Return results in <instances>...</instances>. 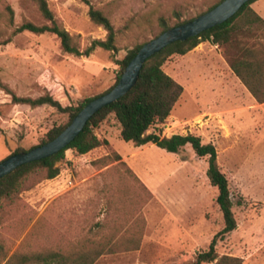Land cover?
Returning a JSON list of instances; mask_svg holds the SVG:
<instances>
[{
	"label": "rangeland",
	"instance_id": "374dc122",
	"mask_svg": "<svg viewBox=\"0 0 264 264\" xmlns=\"http://www.w3.org/2000/svg\"><path fill=\"white\" fill-rule=\"evenodd\" d=\"M89 1L116 28L117 51L97 47L88 56H75L62 50L53 33H13L25 19L48 21L31 0H0V79L16 95L49 92L62 97L67 90L74 102L99 95L115 83L117 61L160 32L159 17L172 26L218 0ZM48 4L65 29L78 36L82 49L93 38L105 37L83 0ZM253 4L264 14V0ZM256 26L253 36L238 38L263 43L264 24ZM195 50L173 54L163 64L183 92L162 124V134L192 133L215 145L234 200L243 196L242 204L233 206L237 227L217 241L216 251L242 258L241 264H264V104H238L234 93L219 84L217 71L229 63L218 45L209 42ZM66 121L48 105L13 103L0 89V160L17 148L38 145L54 123ZM94 131L105 143L84 156L67 150L60 164L62 177L74 181L71 188L44 179L4 204V249L11 254L101 248L103 254L94 264H193L197 252L206 250L224 225L217 188L206 175L207 158L196 156L189 144L169 152L125 141L112 114ZM115 153L121 160L112 161ZM60 198L64 201L59 205Z\"/></svg>",
	"mask_w": 264,
	"mask_h": 264
},
{
	"label": "trees",
	"instance_id": "16d2710c",
	"mask_svg": "<svg viewBox=\"0 0 264 264\" xmlns=\"http://www.w3.org/2000/svg\"><path fill=\"white\" fill-rule=\"evenodd\" d=\"M31 1L37 6L40 14L48 23L36 24L25 19L15 26L13 33L22 31H30L36 34L53 33L59 38L62 50L75 56H88L97 47L113 52L117 51L116 28L110 18L101 9L95 8L89 0H83L89 5V17L94 23L103 27L106 35L104 38H93L84 49L80 46L78 36L71 34L55 17L49 7L48 0ZM220 1L222 0H218L207 10ZM254 1L256 0L246 2L232 17L221 24L204 30L196 36L172 42L150 56L144 62L135 84L116 101L97 111L89 119L83 130L64 149L40 160L22 164L12 172L2 176L0 178V211L5 203L11 204L17 200L22 191L31 189L41 180L56 177L61 171L60 164L66 159L65 152L67 150L82 155L100 146L104 140L97 136L94 129L108 115L112 114L119 123V136L125 141H131L136 146L150 143L169 152H178L189 144L196 156L207 158L206 175L209 183L217 188L216 203L222 214L224 225L213 236L208 248L197 252L193 264L205 262L241 264L242 258L238 256L229 254L219 256L216 251V243L236 229L237 220L233 206L234 204H242L243 196H239L234 200L230 181L219 166L217 149L212 142L205 143L199 135L192 133H174L170 136L162 134V124L171 114L175 103L183 92L182 85L164 71L163 64L173 54H186L199 43L209 41L221 48L222 55L228 61L230 68L255 100L259 103L264 102V42H247L238 38L239 35L243 37L253 36L255 25H257V29H260L259 26L264 24V18L251 7ZM158 21L161 27L160 32L170 27L165 18L159 17ZM144 42L130 48L125 56L117 61L120 68L115 77V83L118 81L127 62L136 54ZM114 84L106 91L111 89ZM0 89L10 94L13 103H25L32 108L48 105L67 117V121L64 123H54L46 131L45 139L39 144L47 142L60 133L80 108L95 97L92 96L80 102H74L67 90H64L62 97H56L49 92L37 97L18 96L1 79ZM23 150L26 149L17 148L12 153ZM106 158H108V155L101 159ZM118 160H121V157L118 153H115L112 161ZM121 163L125 164L123 161ZM102 254L103 250L101 248H90L69 253L43 249L30 253L13 252L8 254L3 244L0 243V264H94Z\"/></svg>",
	"mask_w": 264,
	"mask_h": 264
},
{
	"label": "water",
	"instance_id": "95a60500",
	"mask_svg": "<svg viewBox=\"0 0 264 264\" xmlns=\"http://www.w3.org/2000/svg\"><path fill=\"white\" fill-rule=\"evenodd\" d=\"M249 0H222L194 18L172 25L145 41L127 62L118 81L108 91L85 103L54 138L30 149L14 152L0 160V178L22 164L54 155L64 149L83 130L89 119L102 107L123 96L136 82L144 62L168 44L198 35L232 17Z\"/></svg>",
	"mask_w": 264,
	"mask_h": 264
},
{
	"label": "crops",
	"instance_id": "0c3cea01",
	"mask_svg": "<svg viewBox=\"0 0 264 264\" xmlns=\"http://www.w3.org/2000/svg\"><path fill=\"white\" fill-rule=\"evenodd\" d=\"M255 2V1H254ZM251 7L255 10L254 4H251ZM256 11V10H255ZM260 16L264 17V14L260 11H256ZM209 43V41H203L199 43L194 49L195 51H199L201 47H204ZM201 54V53H200ZM221 55V54H220ZM217 79L219 81V84L223 87L226 88L227 91L229 90L230 92H233L235 95L236 102L238 104H243L244 102H252L255 101L257 105H262L264 102L259 103L255 100V98L251 95V93L248 91L246 86L240 81V79L236 76V74L232 71L230 66L228 65L227 68L225 69H219L217 71ZM88 153V152H87ZM82 154V156L86 155ZM68 180H71L72 185H68L67 182ZM46 182L49 183H57L56 185L63 187V189H69L73 186L74 181L73 179L66 175L65 177H62V171L54 178L46 180ZM57 201V204H61V201H64V198H60ZM58 205V206H59Z\"/></svg>",
	"mask_w": 264,
	"mask_h": 264
},
{
	"label": "built area",
	"instance_id": "2783aa9c",
	"mask_svg": "<svg viewBox=\"0 0 264 264\" xmlns=\"http://www.w3.org/2000/svg\"><path fill=\"white\" fill-rule=\"evenodd\" d=\"M67 184H68V185H72L71 180H68Z\"/></svg>",
	"mask_w": 264,
	"mask_h": 264
}]
</instances>
